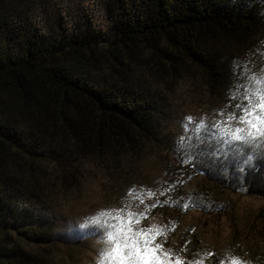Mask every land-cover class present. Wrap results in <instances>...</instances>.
Wrapping results in <instances>:
<instances>
[{"label": "trees", "instance_id": "16d2710c", "mask_svg": "<svg viewBox=\"0 0 264 264\" xmlns=\"http://www.w3.org/2000/svg\"><path fill=\"white\" fill-rule=\"evenodd\" d=\"M113 2L109 35L95 28L70 33L60 22L53 36L32 23L29 33L14 28L26 0H0V264H65V242L98 239L89 222L76 233L61 231L64 210L83 192L85 168L115 181L122 197L134 195L151 149L168 177L136 211L139 224L149 227L161 216L166 234L157 242L165 238L164 249L184 264H232L234 258L264 264V209L249 229V244L239 239L236 222L223 253L187 235L172 242L189 213L225 215L218 199L225 193L264 199V154L248 162L211 131L202 139L191 134L181 147L164 135L172 114L166 99L135 87L132 77L150 63L178 75L196 73L219 95L224 112L231 111L234 66L264 70V60L256 72L250 63L254 54L264 57V0ZM90 66L101 75L96 85L80 75Z\"/></svg>", "mask_w": 264, "mask_h": 264}, {"label": "rangeland", "instance_id": "374dc122", "mask_svg": "<svg viewBox=\"0 0 264 264\" xmlns=\"http://www.w3.org/2000/svg\"><path fill=\"white\" fill-rule=\"evenodd\" d=\"M114 0H26L25 6L20 8L15 19V24L26 33L30 32L31 23L36 24L43 33L55 36L60 22L70 33H80L87 29H103L109 35V27L116 20ZM264 57L254 54L250 63L254 71H259ZM149 66H138L132 72L133 85L146 91L153 92L166 99L172 109L170 119L166 122L164 135L180 143L179 138L186 135L187 129L184 123L187 117H192V125L198 121L211 123L220 120V112L224 111V104L219 95L207 87L203 78L196 73L187 72L178 75L171 69L157 68L153 63ZM154 65V66H153ZM80 75L89 78L95 85L100 82V73L90 66L80 68ZM152 151V152H151ZM146 158L141 161V169L136 177L134 186L138 192L127 194L125 197L120 191V185L109 183L105 174H101L95 168H85L83 192H76L72 202H69L62 216L61 231L73 233L79 230V226L89 222V219L99 211L107 208V211L124 209L136 213L145 208L154 197L155 192L166 183L168 175L165 174L163 158H159L156 151L151 149ZM135 180V179H134ZM193 183L197 184L198 181ZM115 187V188H111ZM141 187V188H140ZM141 189V190H140ZM140 190V191H139ZM129 191V190H128ZM79 193H81L79 195ZM144 200L139 199V197ZM228 212L209 215L200 211H193L183 219L177 235L172 240L176 243L185 235L198 242L201 248L217 250L223 253L230 246L234 238L233 223L236 222L240 232L239 239L243 244L252 242V234L249 230L253 223H257L259 213L264 209V199L247 196L244 192L237 194L225 193L218 198ZM58 219V218H57ZM164 220L161 216L154 217L149 227L162 226ZM260 222V221H259ZM137 228L142 224L135 225ZM194 234V236H190ZM238 234V233H237ZM35 236V235H34ZM159 240V239H158ZM162 238L159 243L166 248ZM169 243V242H168ZM172 244V243H171ZM169 244V245H171ZM176 245L175 243L172 246ZM105 245L99 239L81 244L65 242L61 250L65 264H97L98 251ZM66 255H72L70 258ZM68 259V260H66ZM183 261V260H181ZM211 264V260L209 262Z\"/></svg>", "mask_w": 264, "mask_h": 264}, {"label": "snow or ice", "instance_id": "6c2138e0", "mask_svg": "<svg viewBox=\"0 0 264 264\" xmlns=\"http://www.w3.org/2000/svg\"><path fill=\"white\" fill-rule=\"evenodd\" d=\"M234 74L237 80L229 96L236 103L228 106L232 110L221 111L220 120L198 121L194 126L193 118L187 117L184 127L189 134L179 138L181 147L192 139L191 134L202 139L211 131L230 152H236L248 162L252 161L253 154H264V70L252 73L246 64L237 63ZM140 219L138 214L124 209L103 211L89 219L87 227L95 231L105 245L98 251L97 264H184L157 242L166 230L156 225L137 228L135 225ZM187 264L203 262L190 260ZM232 264H238V258H234Z\"/></svg>", "mask_w": 264, "mask_h": 264}]
</instances>
